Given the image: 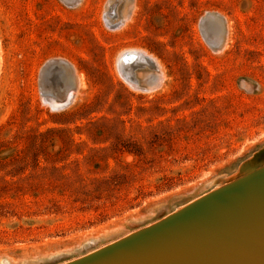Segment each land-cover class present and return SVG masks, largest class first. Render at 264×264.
Listing matches in <instances>:
<instances>
[{
    "label": "rangeland",
    "instance_id": "374dc122",
    "mask_svg": "<svg viewBox=\"0 0 264 264\" xmlns=\"http://www.w3.org/2000/svg\"><path fill=\"white\" fill-rule=\"evenodd\" d=\"M115 1L0 0V264L83 257L264 150V0Z\"/></svg>",
    "mask_w": 264,
    "mask_h": 264
},
{
    "label": "water",
    "instance_id": "95a60500",
    "mask_svg": "<svg viewBox=\"0 0 264 264\" xmlns=\"http://www.w3.org/2000/svg\"><path fill=\"white\" fill-rule=\"evenodd\" d=\"M119 71L126 75L121 66ZM74 95L73 85L46 100L59 111L71 104ZM263 152L241 165L237 181L143 231L66 264H264V168L241 178L250 160Z\"/></svg>",
    "mask_w": 264,
    "mask_h": 264
},
{
    "label": "bare ground",
    "instance_id": "6f19581e",
    "mask_svg": "<svg viewBox=\"0 0 264 264\" xmlns=\"http://www.w3.org/2000/svg\"><path fill=\"white\" fill-rule=\"evenodd\" d=\"M117 1V0H116ZM116 1H115V3L112 5V7H111V10L112 11H110V15H112L113 14V16L114 17H116L117 15L115 14L116 12V8L114 9V5L116 4ZM121 21V20H120ZM119 23V22H118ZM118 23H116V24H113V25H117ZM121 23V22H120ZM139 51V50H138ZM129 54H130V52H129ZM137 55V54H136ZM139 55V54H138ZM146 55V54H145ZM144 54H143V52L136 58V60H131L130 62L128 61V63H126V64H124V67H126V69H127V72H128V74H129V77L131 78V79H133V81H135V83L137 82V80L135 79V73H133L134 72V70L136 69V67L138 66V65H140V66H143L144 68H146L147 66L148 67H155V62L152 60V58L150 59L149 57H147V56H145ZM121 60V59H120ZM119 60V61H120ZM139 68V67H138ZM142 69V68H141ZM122 73V72H121ZM147 90V89H146ZM75 96V95H74ZM249 166V165H248ZM248 166H246V168H249ZM262 168H264V164L263 165H259L257 168H255V169H252V170H249L247 173H245V174H243L242 175V177L241 178H243V177H247L249 174H251V173H253V172H255V171H257V170H259V169H262ZM240 177H239V179H240ZM238 179L237 178H235V179H233V180H231L230 182H227V183H224L223 185H221V186H219V187H217L216 189H214L213 191H217V190H219V189H221V188H224V187H226L227 185H229V184H231V183H233V182H235V181H237ZM212 191V192H213ZM193 202V201H192ZM191 202V203H192ZM190 204V203H189ZM189 204H187V205H189ZM187 205H185V206H183V207H181L180 209H178L176 212H179V211H181L182 210V208H184V207H187ZM176 212H174V213H176ZM174 213H172V214H174ZM172 214H170V215H172ZM170 215H167L165 218H167V217H169ZM165 218H163V219H165ZM162 219V220H163ZM161 221V220H160ZM159 221V222H160ZM156 223H158V222H156ZM156 223H154V224H156ZM154 224H152V225H154ZM152 225H148L147 227H144V228H142V229H140V230H138V231H136V232H134V233H132V234H135V233H138V232H140L141 230L143 231L144 229H146V228H148V227H150V226H152ZM132 234H129V235H126L125 237H123L122 239H119V240H117V241H115V242H118V241H120V240H123V239H126V238H128V237H130ZM115 242H113V243H115ZM113 243H110L109 245H112ZM106 246H108V245H106ZM106 246H104V247H106ZM104 247H101V248H99V249H97V250H95V251H93V252H91L92 254L93 253H95V252H97V251H99L100 249H102V248H104ZM91 253H89L90 255H91ZM89 254H87V255H85L86 257L89 255ZM82 258V257H81ZM78 259H80V258H78ZM78 259H75V260H78ZM75 260H73V261H75ZM72 262V261H71ZM64 264H66V263H64Z\"/></svg>",
    "mask_w": 264,
    "mask_h": 264
},
{
    "label": "flooded vegetation",
    "instance_id": "af4514ba",
    "mask_svg": "<svg viewBox=\"0 0 264 264\" xmlns=\"http://www.w3.org/2000/svg\"><path fill=\"white\" fill-rule=\"evenodd\" d=\"M117 25H118V24H117ZM117 25H116V26H117Z\"/></svg>",
    "mask_w": 264,
    "mask_h": 264
}]
</instances>
